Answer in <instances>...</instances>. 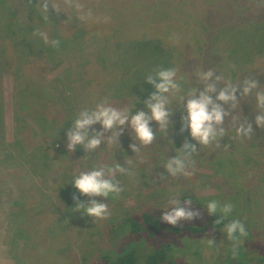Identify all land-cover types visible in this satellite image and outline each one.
I'll use <instances>...</instances> for the list:
<instances>
[{
  "label": "rangeland",
  "instance_id": "obj_1",
  "mask_svg": "<svg viewBox=\"0 0 264 264\" xmlns=\"http://www.w3.org/2000/svg\"><path fill=\"white\" fill-rule=\"evenodd\" d=\"M99 1L65 4L64 0H49L48 13H41L42 0H0V37L17 42L14 51L0 41V264H109L127 252L135 254L136 264H147L149 255L162 243L171 246V264H264V132L260 131L264 128L253 123L250 138L235 132L244 117L252 122L256 115L264 114L255 101V92L264 90V0H128L118 8L110 7L109 18L97 13L110 0ZM76 4H82L83 10L77 11ZM52 5H59V11H53ZM164 5L171 6L178 19H150L151 14L143 13L150 6ZM8 13L28 28L31 17L39 21L37 27L48 35L49 43L33 42L34 35L27 32L11 37L16 20L9 19ZM187 13L207 18L203 32L196 33L197 39L205 41L198 53L189 45L183 48L177 73L197 94L215 83L217 92L209 93L213 99L228 81L237 88L235 107L232 102L222 105L228 115L216 126L217 131L225 130V140L221 137L205 147L192 140L186 127L181 132V118L186 116L182 103L167 106L172 115L166 130L150 121L156 133L151 145L139 144L126 123L115 129L122 131L115 140L109 139L112 131H105L100 146L91 152L80 146L68 152L66 133L81 111H94L100 104L122 112L127 109L129 119L136 111L149 112L145 101L155 88L146 77L174 68L172 54L187 41L181 34L183 23H194L192 16L183 15ZM52 28L66 39L79 30L83 38L70 39L63 49H47ZM210 69L213 76L205 81L201 73ZM217 76L223 79L217 81ZM22 78L36 85L38 92L49 91V101L55 94L43 87H55L59 105L47 101L31 104L26 117L20 106L14 109L13 95L24 90ZM245 79L257 80L259 88L243 95ZM165 95L172 104L180 92ZM93 130L101 131V125L90 126L89 138ZM185 141L196 147L190 157L181 156L185 172L193 175L173 176L165 164L177 156ZM130 145L139 151L133 152ZM115 164L122 165L126 173L114 174L123 191L105 201L108 218L96 220L74 212L72 196L79 195L71 185L74 177L104 167L108 178L107 168ZM186 196L198 198L202 207L191 198L186 204L182 200ZM79 199L87 202L88 197ZM170 199H178L181 207L200 216L191 222L178 221L175 227L168 225L160 217L174 207L169 205ZM210 200L221 207L231 203L232 213L221 225L209 226L200 235L184 231L185 226L208 224L210 216L202 209L207 211ZM143 212L154 217L153 223L132 234L124 220L131 215L136 219ZM211 217L220 220L222 214L218 211ZM233 219L244 223L248 232L237 242L235 256L233 242L223 232ZM209 237H214L216 246L207 244Z\"/></svg>",
  "mask_w": 264,
  "mask_h": 264
},
{
  "label": "clouds",
  "instance_id": "obj_2",
  "mask_svg": "<svg viewBox=\"0 0 264 264\" xmlns=\"http://www.w3.org/2000/svg\"><path fill=\"white\" fill-rule=\"evenodd\" d=\"M30 3L31 0H28ZM65 4H70L71 0H64ZM49 0H42L40 4L41 13H48ZM77 11H82L84 6L82 4H76ZM53 11H59V5H52ZM90 11L88 16H90ZM84 18V17H82ZM45 44L49 43V37L44 32L37 33ZM51 44L55 47L59 44L58 40L53 39ZM234 67V66H233ZM176 75V69L169 68L163 69L156 73V76L151 75L146 77V82L154 86L155 91L152 92L148 99L145 101V105L149 112L136 111L134 115L129 116L127 109L122 112L111 106L96 105L94 111H81L74 119L72 128L67 131V151L72 153L76 150L77 146L87 149L89 152L98 148L104 138L103 133L105 131H112V136L109 138L115 140L122 131H115L126 123L129 124L134 132L135 139L139 144L148 146L156 139V133L150 126V121H155L161 130H166L169 125V117L172 113L168 110V99L165 94L176 90H180V85L173 79ZM202 78L207 81L213 76V71L210 69L207 72L201 73ZM157 79L159 82H157ZM223 76H217L216 80L220 81ZM259 88V82L255 79H245L243 81L242 94L249 95L254 89ZM217 92L216 84H207L203 91L198 94L193 89L184 103V111L186 116L181 118L182 124L180 131L183 132L185 127L192 138L201 146H209L214 142H217L219 138L225 135L223 128L217 131L216 126L221 125L225 121V117L228 113L224 110L222 105H227L232 102V106L236 105V92L237 88L232 86L228 81L226 86L221 88L215 99L209 93ZM255 101L257 108L264 110V90H258L255 92ZM99 123L101 125V131L96 132L93 130L91 138H89V128L91 125ZM253 123L258 128H264V114H258L254 117V121L249 122L246 117L243 118L235 127L236 135L242 138H250L253 134ZM133 152H138L139 149L135 145H130ZM196 151L194 144H189L185 141L181 147L177 150V156L172 157L166 164V170L173 176L183 173L185 176H191L193 173L185 172L186 163L183 157H190L192 152ZM126 173V169L120 165L115 164L112 167L94 168L87 172H81L78 176L74 177L71 185L77 190L73 194L72 199L75 207L72 208L74 212H79L81 216H87L89 218H95L96 220H105L110 215L108 204L105 202L110 195L119 196L123 191L120 186V182L116 180L115 173ZM80 196L88 197L87 202L81 201ZM95 197L101 198L100 200ZM104 201V202H101ZM185 203H190L189 200H185ZM169 205H174L170 211H165L160 219L166 222L168 225L177 226L178 221H193L196 220L200 213L193 210H188L185 207L180 206L178 199H170ZM207 213L209 216L221 212L222 218L217 220V223H221L223 218L228 217L233 211V205L226 203L222 207L218 201L210 200L206 204ZM228 241L233 242L232 253L235 256L237 254L238 241L248 235L246 226L238 219H233L224 226V231ZM207 244L210 247L216 246L214 237L207 238Z\"/></svg>",
  "mask_w": 264,
  "mask_h": 264
},
{
  "label": "trees",
  "instance_id": "obj_3",
  "mask_svg": "<svg viewBox=\"0 0 264 264\" xmlns=\"http://www.w3.org/2000/svg\"><path fill=\"white\" fill-rule=\"evenodd\" d=\"M20 1H22V0H20ZM95 1L97 3L100 2L99 0H95ZM124 1H126V3H127L128 0H121L120 2H119V0H110L107 3H105V1H104V5L101 4L98 7V13L97 14L100 15V16H104V14H105V16L108 17V9L110 7L112 8L113 6L118 8L120 6V4L122 2H124ZM148 8H149L148 11L147 12H143V13L151 14V15H149L150 19H155V18H159V17H162V16L164 18H166L167 20H169V21L172 20V19H178L177 18L178 16H176L175 14H172L174 12H173V9H172L171 6L164 5V7H158V8L150 6ZM105 10H107V11H105ZM16 13H17V11H16ZM8 14L10 16L9 19L13 18L14 20H16V23H15L16 24V29L12 32V34H11L12 36L11 37L16 36L18 33H20V35H22V34L24 35V33L27 32L28 35L29 34L34 35V39L32 40L33 42H34L35 39H37L40 42L44 43L43 39L39 35H37V33L40 32V29L37 27L38 23H40L39 21H37L33 17H31L30 21L31 20H33V21L30 24L31 28H28V26H26L24 23H19L18 20L15 17H13L12 13H8ZM13 14H15V13H13ZM183 15L184 16L185 15H187V16L189 15L190 17L192 16L191 19L194 21V23H190V24L187 23V22L183 23L185 25H184V28H182V30H181V34L184 35V37L187 38L186 44L182 45L180 51L178 50L176 52H173V54H172V63L174 62V69H176V75L173 77V79L180 85L181 88L179 90L180 96H177L175 98V102L176 103L175 102L172 103V104L168 103L167 106H169V105H171V106L175 105L176 106L177 104L180 105L182 103L184 104L185 101L188 98V94L192 91V89L188 88V84L184 80L185 77H182L180 74L177 73V72H179L178 66H179V62L181 60V54H184V52H182V51L185 50L186 45H189L190 47H193V49H195V51H197L196 53H198V46H201L204 43V41H205V39H201V40L197 39L196 38V33L199 32V31L201 33L203 32L202 29H203V26L205 25L204 20L207 19V18H205V19H204V17L203 18H196V17L194 18L193 15L190 14V13L183 14ZM72 16H73V13H72ZM141 16H143V14ZM37 17H38V19L40 18V16L38 14H37ZM43 18H45V17H43ZM95 19H96V21L98 23L104 21V17L101 18L102 21H100V18H95ZM43 21H42V24H43ZM147 21H148V23L153 22L151 20H147ZM7 22L10 25L13 24L11 20H8ZM47 22H49V21L47 20ZM44 23H45V21H44ZM5 26H6V24H3L2 28L4 29ZM14 28H15V25H14ZM54 28H52V31H51V34L53 35L52 36V40L53 39L58 40L59 44L54 47L51 44V42H50V44L45 46L47 49L50 48V47H52L53 49L57 48L58 50L59 49H63L64 46L66 47V45L68 43L72 42L70 39L77 40V38L78 39H82L83 38L82 31L77 30L72 35V38L66 39L64 37V35H62L58 31H55ZM153 28L150 27L148 29L147 28H145V29H147V30H149L150 32L153 33L155 31V29H153ZM2 38L0 37V41L1 42L3 41L5 46H8V45L10 46L11 45L12 49H14V51H15V47H16L17 42L15 43V42H13L11 40H8V41L7 40H2ZM77 42L78 41H76V43ZM27 43H28V41L26 40L24 44H27ZM42 47H43V49L45 48L44 46H42ZM183 48H184V50H183ZM177 52L179 53V57L177 56ZM177 59L179 60V62H178ZM184 59H186V58H184ZM6 62H9V61L6 60ZM15 68H16V66H15ZM124 75H127V74H124ZM59 79L63 83L62 75H61V77ZM123 82H125V81H123ZM122 85L125 86L126 84H122ZM21 86L24 88V90L19 92L17 95L16 94L13 95L12 105H13L14 109H16L15 106H17V105H18V107L20 106V110L25 113L24 116L27 114L26 110H28L29 108L33 107L31 104L36 105V104L40 103V101H47V102L51 103L52 105H56V106L59 105L58 101H57V98H58L57 95L58 94L54 90L55 87L53 88L52 86L51 87H49V86H47V87L41 86L44 89H49V90L51 89V92L55 94L54 99L49 101V100H46L48 98L49 91L42 90V91L38 92L36 85L34 86L32 83H30V81L28 79L22 78ZM65 86L68 89L67 85H65ZM174 92H176V90H174ZM21 103H26L28 105L27 106H21ZM0 109H1V107H0ZM62 112L64 113L63 115H65V110L64 111L62 110ZM26 116H28V115H26ZM43 116H45V115H43ZM45 117H46V119L47 118L51 119V120L53 119V117H51V116H45ZM33 118H35V117H33ZM47 121H49V120H47ZM260 131L264 132L262 129ZM225 137L226 136L224 135L223 136L224 140H225ZM190 198L195 202V204H197L198 206L202 207L200 205V203H199L200 201H199L198 198H195V197H192V196H186V197H183L182 200H189ZM202 212H203V214H207V211L204 210V209H202ZM135 216H136V219L133 218V215H131V216L127 217L124 220V222L128 223L130 229L132 230L131 231L132 234L133 233L134 234L138 233L141 230V228H146L148 226H151L152 223H153V220H154V217L151 214L144 213V212L141 213L140 215H135ZM217 220L218 219H215V218L210 216L209 217V222H207L208 224L203 225L201 227H197V228L190 227V226H185V227H183V230L187 231V232H190V234L200 235L209 226L210 227H214V226L217 227V226L221 225L222 222L221 223H217ZM170 249H171V246L169 244H167V243H162V244L158 245V247L149 255V257L147 259V264H163V263H166V262L171 264V261L168 260V256H169L168 253H170ZM109 264H136V256H135V254L133 252H127L126 254L120 256L116 260H111L109 262Z\"/></svg>",
  "mask_w": 264,
  "mask_h": 264
}]
</instances>
